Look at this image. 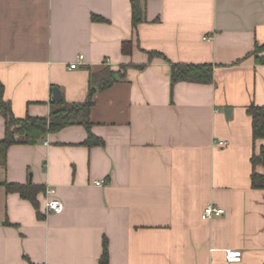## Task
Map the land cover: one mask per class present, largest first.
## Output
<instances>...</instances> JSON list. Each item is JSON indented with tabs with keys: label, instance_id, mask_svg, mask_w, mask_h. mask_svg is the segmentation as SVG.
Wrapping results in <instances>:
<instances>
[{
	"label": "crops",
	"instance_id": "0c3cea01",
	"mask_svg": "<svg viewBox=\"0 0 264 264\" xmlns=\"http://www.w3.org/2000/svg\"><path fill=\"white\" fill-rule=\"evenodd\" d=\"M139 1L145 21L133 29L129 0H0V83L14 118L48 117L53 88L82 103L91 75L115 78L89 110L102 145L85 146L75 125L7 149L0 264H99L103 242L107 264H264V190L250 186L264 140L253 143L246 112L264 108V0ZM171 64L210 65L213 80L171 88ZM4 130L0 115V140ZM7 185L40 187L36 205ZM208 205L224 215L202 221Z\"/></svg>",
	"mask_w": 264,
	"mask_h": 264
},
{
	"label": "trees",
	"instance_id": "16d2710c",
	"mask_svg": "<svg viewBox=\"0 0 264 264\" xmlns=\"http://www.w3.org/2000/svg\"><path fill=\"white\" fill-rule=\"evenodd\" d=\"M131 10V26L136 29L137 26L145 21L144 8L139 0H129ZM263 48V47H262ZM260 48V50L262 49ZM259 50V49H257ZM121 52L124 55L131 53L130 47L123 43ZM153 58H164L159 53H149V60ZM264 60L262 61V63ZM142 68V67H139ZM90 85L88 96L82 103H67L62 100L59 103L51 101L48 117H29L16 119L11 113L9 103L3 98V86L0 83V115L4 119V136L0 140V166L5 165L6 151L13 145H34L44 139L47 134H55L69 126H82L87 133L84 145L87 147L100 146L103 142L95 137L91 131L89 121V110L93 105L92 95L96 91H102L109 88L114 82V73L104 69L97 75L90 76ZM213 80L212 67L210 65H181L171 64L170 66V86L178 82H189L196 84H210ZM247 114L251 118L252 140L255 144L264 140V108L250 105ZM251 174L250 186L252 189L264 190V174L256 172V167L261 166L264 169V149L260 145L258 153H253L250 158ZM6 190L17 192L23 199H27L33 205H36L35 195L40 187L31 185H7ZM99 264H107V249L103 242V250Z\"/></svg>",
	"mask_w": 264,
	"mask_h": 264
},
{
	"label": "built area",
	"instance_id": "2783aa9c",
	"mask_svg": "<svg viewBox=\"0 0 264 264\" xmlns=\"http://www.w3.org/2000/svg\"><path fill=\"white\" fill-rule=\"evenodd\" d=\"M207 41L210 39L207 38ZM78 60H82V57H78ZM76 67V63L69 66L70 69H74ZM225 143H219V146H224ZM104 180H97L93 182V185L96 187H100L104 185ZM53 190H49L46 192V194L51 195L53 194ZM45 209L49 213H60L62 210V204L58 199H48L45 204ZM224 215V210L219 207H214L211 205L206 206L201 215L200 219L202 221H207L212 218H219ZM225 259L228 263H239L241 261V253L237 250H227L225 251Z\"/></svg>",
	"mask_w": 264,
	"mask_h": 264
},
{
	"label": "water",
	"instance_id": "95a60500",
	"mask_svg": "<svg viewBox=\"0 0 264 264\" xmlns=\"http://www.w3.org/2000/svg\"><path fill=\"white\" fill-rule=\"evenodd\" d=\"M52 98L56 103H59L62 101V96L57 88L52 89Z\"/></svg>",
	"mask_w": 264,
	"mask_h": 264
}]
</instances>
